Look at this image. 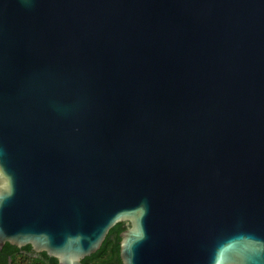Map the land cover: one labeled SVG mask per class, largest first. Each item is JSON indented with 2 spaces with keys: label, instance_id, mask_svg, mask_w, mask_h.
Here are the masks:
<instances>
[{
  "label": "water",
  "instance_id": "water-1",
  "mask_svg": "<svg viewBox=\"0 0 264 264\" xmlns=\"http://www.w3.org/2000/svg\"><path fill=\"white\" fill-rule=\"evenodd\" d=\"M119 223L121 264H264V0H0V251Z\"/></svg>",
  "mask_w": 264,
  "mask_h": 264
},
{
  "label": "trees",
  "instance_id": "trees-1",
  "mask_svg": "<svg viewBox=\"0 0 264 264\" xmlns=\"http://www.w3.org/2000/svg\"><path fill=\"white\" fill-rule=\"evenodd\" d=\"M128 228L127 223L116 224L107 234L100 249L91 256L85 257L83 264H121L119 258V235ZM57 264V261L45 253L35 254L30 246L16 248L5 244L0 251V264Z\"/></svg>",
  "mask_w": 264,
  "mask_h": 264
}]
</instances>
